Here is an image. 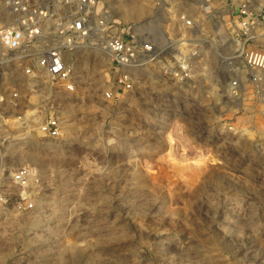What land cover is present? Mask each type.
Returning <instances> with one entry per match:
<instances>
[{"label":"rangeland","instance_id":"rangeland-1","mask_svg":"<svg viewBox=\"0 0 264 264\" xmlns=\"http://www.w3.org/2000/svg\"><path fill=\"white\" fill-rule=\"evenodd\" d=\"M101 1L107 19L149 33L139 28L147 16H114L133 0ZM206 1L190 8L178 0L176 11L167 5L162 12L161 27L170 36L183 28L182 13L194 20L202 48L184 82L137 67L134 87L124 90L107 55L76 67V87L68 91L48 77L25 75L26 56L0 49V190L10 197L0 204V264H87L94 254L102 264H264V86L237 58L243 42L237 0ZM248 1L246 46L264 48L258 42L264 2H255L256 13ZM150 3L157 10L163 2ZM6 10L0 0L8 19L0 25L12 22ZM217 26L230 47L219 52L215 81ZM234 79L239 85L232 94ZM55 114L60 135L39 133V123ZM23 148L47 162L21 160L15 151ZM23 166L38 173L27 189L11 179ZM27 198L34 206L18 209L16 202Z\"/></svg>","mask_w":264,"mask_h":264},{"label":"built area","instance_id":"built-area-1","mask_svg":"<svg viewBox=\"0 0 264 264\" xmlns=\"http://www.w3.org/2000/svg\"><path fill=\"white\" fill-rule=\"evenodd\" d=\"M237 2L243 39L237 58L254 71L259 81L256 70L264 71V51L246 46L250 34L249 1ZM6 8L12 22L0 25V49L26 56L29 63L24 66L25 75L48 77L68 91L76 87V70L67 54L84 42L91 46L102 45L99 49L110 57V69L116 75L118 87L124 90L134 87L131 70L137 67L158 68L163 76L177 82L190 80L202 48L193 33L194 20L183 13L179 17L183 28L174 36L164 31L165 41L159 42L149 33H141L135 25L123 27L116 20L107 19L109 12L101 0H62L61 7L57 6L56 0H6ZM95 39L98 42H90ZM231 52L235 53V50ZM229 84L235 94L239 81L234 79ZM106 95L110 97V91ZM3 115L0 97V123ZM37 131L48 137L59 136V116H48L39 123ZM37 177V169L31 166L20 167L11 175L17 187L24 189ZM9 198L0 190V204L9 203ZM16 206L31 209L34 204L27 198L17 201Z\"/></svg>","mask_w":264,"mask_h":264},{"label":"bare ground","instance_id":"bare-ground-1","mask_svg":"<svg viewBox=\"0 0 264 264\" xmlns=\"http://www.w3.org/2000/svg\"><path fill=\"white\" fill-rule=\"evenodd\" d=\"M103 1L105 3L108 2L107 0H103ZM258 1L259 0H251V4L253 3L251 5V7L254 8L256 13L259 12V8H255L254 4H255V2L258 3ZM260 1L264 2V0H260ZM162 2L163 3L161 4V6L159 8H157V10H155L154 7L151 5L150 0H133V2L123 4V9L121 11H119V12H116L114 14V16H117L118 20L121 19V20H124V21L129 19V18H141V17H146L147 16V19H145L144 21H141V22L139 21L140 22L139 23V28L141 30H147V32L151 33V35L153 34L154 36H164V32H163V29L161 27V23L167 18L165 16V14H163L162 12L165 10V7L167 5L168 6L170 5V9L172 11H176L177 9H175L174 7L176 5L175 2H178V0H162ZM184 3H185V6H189L190 8H192L193 6L197 5L196 3H200L201 6H205L207 4V1L206 0H185ZM209 3H210V5H212V2H209ZM259 5H260V7L262 6V4H259ZM184 12L187 13V12H189V10L185 9ZM0 15H1L0 16V24L3 23V22H6L8 20L7 16H6L7 13L5 11L0 13ZM217 28H218V33L217 34L219 35V39L216 42L213 43L215 48L212 49V51H211L212 52V61H211V63H212V66L214 65V68H215V71H214V74H213V77H214L215 81L217 80L219 72H220V71H218L219 67L220 68L222 67V65L220 64L222 62V60H221L222 58H221V55H219V52L227 53V52H224V51L225 50L229 51V47H230V45L229 46L228 45L225 46L226 37L228 36L227 32H225V30H224V28L222 26H217ZM258 42H261V44L264 45V38L258 40ZM99 48L100 49L102 48L101 44H95V45L91 46L88 42H86V43L84 42L82 45H80L77 48H75L74 50L70 51L67 54V58H68L69 61L74 63L75 68L79 67V68L84 69L85 67L88 66L87 63H89V60H91V59L99 61L103 57L102 59L106 60L107 55H105V52H103V51L101 52ZM260 49L264 51V48H260ZM207 70L209 71L208 68H207ZM141 71H143V70H141ZM150 71L148 73H146V74L150 75V76L156 75L154 72H150ZM256 71H257L256 73L261 76V81H260L261 83H260L259 86H264V71H258V70H256ZM138 73H140V72L138 71ZM210 75L212 76V73L211 72H207L205 77L208 78ZM210 85L214 86V82H211ZM247 85H250V84H246V86H245L246 89H247ZM61 86L64 87L62 84H61ZM229 88H232L230 84H229ZM223 90H224V88H223ZM262 99L264 100V98H262ZM237 100L235 102L236 105H240L241 101L240 100L237 101ZM217 102L218 101L215 100V104ZM219 105H217V106H219ZM219 108L222 109L223 106H222V108L221 107H219ZM20 135H18V136H20ZM14 139H16V138H14ZM15 154L21 160H24V161L25 160L27 161V160L31 159V160H37L41 164H44V163L47 162L45 157H43L38 151H36L35 149H32V148H28V149L23 148L21 150L15 151ZM48 155H49V153L47 154V156ZM44 156H45V154H44ZM66 244H68V243H66ZM65 253H66V251H63V252L59 253V256L62 258V262L68 261V257H66ZM82 256H83L82 252H80L79 250H77L75 252V254H74V257H75L76 260H80L81 258H83ZM56 264H60V263H56ZM87 264H102V263L100 261H98V256L96 254H94V255H89V261H88Z\"/></svg>","mask_w":264,"mask_h":264}]
</instances>
